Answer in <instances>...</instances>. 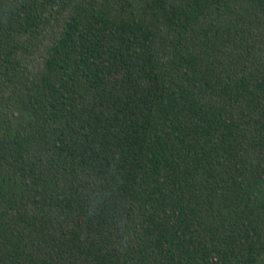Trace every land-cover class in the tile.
<instances>
[{"label": "trees", "instance_id": "obj_1", "mask_svg": "<svg viewBox=\"0 0 264 264\" xmlns=\"http://www.w3.org/2000/svg\"><path fill=\"white\" fill-rule=\"evenodd\" d=\"M0 264H264V0H0Z\"/></svg>", "mask_w": 264, "mask_h": 264}]
</instances>
